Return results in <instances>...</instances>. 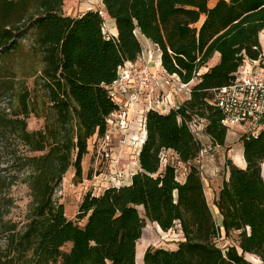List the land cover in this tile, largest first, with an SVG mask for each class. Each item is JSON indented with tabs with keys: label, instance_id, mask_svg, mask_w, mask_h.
Segmentation results:
<instances>
[{
	"label": "trees",
	"instance_id": "obj_1",
	"mask_svg": "<svg viewBox=\"0 0 264 264\" xmlns=\"http://www.w3.org/2000/svg\"><path fill=\"white\" fill-rule=\"evenodd\" d=\"M64 2L0 0V60L21 54L34 29L33 50L42 66L26 76L43 88L51 110L43 129L29 130L39 96L22 81L18 109L0 111V142H18L0 143L7 156L0 168V264H137L147 221L164 231L179 224L184 240L177 249L148 247L143 264H252L246 254L264 264V130L257 137L241 134L245 167L227 160L228 177L214 200L218 226L198 169L202 139L179 116L206 120L203 136L227 150L229 130L212 90L229 84L246 60L263 59L264 0H218L212 7L210 0H102V11L77 17L64 13ZM103 11L115 20L117 36L105 35ZM141 36L160 50L168 73L197 83L180 111L146 113L140 169L131 184L87 191L75 221L55 193L71 169L76 181L83 180L90 139L105 135L106 118L119 108L109 86L120 66L144 52ZM216 53L220 60L209 68ZM15 77L0 66V96L15 91ZM166 149L188 166L183 182L171 164L162 169ZM22 185L29 202L17 215L14 191ZM234 232L238 243L223 250L216 237Z\"/></svg>",
	"mask_w": 264,
	"mask_h": 264
},
{
	"label": "built area",
	"instance_id": "obj_2",
	"mask_svg": "<svg viewBox=\"0 0 264 264\" xmlns=\"http://www.w3.org/2000/svg\"><path fill=\"white\" fill-rule=\"evenodd\" d=\"M104 20L103 31L105 35L109 38L117 36L111 31L108 21L105 18ZM144 53L136 61H126L119 67L117 79L109 86L113 100L119 108L106 118L107 131L105 135L102 138H96L93 142L96 160L94 179L106 175L105 178L112 185L115 181L127 184L128 180H131L139 170L137 166L138 153L146 138V113L151 109L162 113L178 112L183 102L173 99L172 96L181 93L191 95L192 92V83H184L177 74H170L163 67L153 70L150 64L154 59V52L147 50V60L142 59ZM261 61L246 60L229 84L212 90V103L221 110L223 114L222 124L229 131L238 127L242 134L257 137L264 130V65ZM140 106H143V110H140ZM179 116L187 124L194 137L201 140L206 120L200 117L189 119L181 114ZM134 129L141 132L142 136L131 138L130 134ZM118 134L121 135L119 143H132L133 145L134 159H132L131 168L128 171L121 168V153L114 149ZM221 150L222 146L219 144L212 141H208L207 144L203 142L197 159L198 169L202 177L205 173L204 157L211 153L220 154ZM103 159L107 160L108 163L105 171L101 166ZM161 163L164 167L171 164L176 168L179 182L185 180L188 166L180 161L175 151L163 150ZM179 167H183L182 173L179 172ZM86 190L100 194L104 188L99 183H93ZM216 220L218 226L221 225L220 216ZM178 225L168 230L167 233L171 235L174 232L176 238L181 242L184 240V234ZM175 228H178V231ZM173 238L175 237L173 236ZM222 239H224V235L218 234L216 237L217 244ZM226 249L227 247H223V250Z\"/></svg>",
	"mask_w": 264,
	"mask_h": 264
},
{
	"label": "rangeland",
	"instance_id": "obj_3",
	"mask_svg": "<svg viewBox=\"0 0 264 264\" xmlns=\"http://www.w3.org/2000/svg\"><path fill=\"white\" fill-rule=\"evenodd\" d=\"M218 0H210L209 5L210 7L214 6L217 3ZM87 9H100L101 11L104 9L102 0H65L63 11L66 15L70 16H79L83 12H85ZM104 18L108 21L109 27L111 28V22L109 19V16L103 11ZM201 23L198 24V26ZM263 47V59L262 63L264 65V42H262ZM23 45V52L21 54L15 56L14 58H11L10 56L3 58L0 60V66L3 73H10L14 72L16 74V88L13 93H10L5 96H0V111L6 110L8 113H12L18 109V92L21 90L20 82L26 81V85L30 88L32 93H36L37 96H39V108H38V115L35 116L34 114L30 116L28 121V128L29 130H38L43 129L46 124V116L50 115L51 110L49 106V101L45 95V92L43 91V88L41 86L35 87L34 84V78L28 77L26 75L27 72L31 71L32 66H36L37 68H41L42 61H41V55L35 54V50H33L34 45V29L30 30L28 36H26V39L22 41ZM155 56V55H154ZM155 59V57H154ZM153 59V60H154ZM211 64H214V58L210 60L209 64L207 66H210ZM203 71V70H202ZM197 83V79L192 82L193 84ZM12 94V95H11ZM50 111V112H49ZM230 134V141L228 142L231 146V151L224 150L222 148L220 154L218 153H211L204 157V177L203 181L207 188V181L210 180V178L216 177L217 181H215L217 186H220L222 183V180L226 178V175L224 173V170H228L226 168V163L228 159H231L234 164L238 165L240 163L238 161L239 158H242L239 151V138L242 134L240 128L236 127L233 130L229 131ZM202 142L204 144H207L208 139L202 136ZM0 143H18L14 140H3ZM93 142H89V153L92 151V154L89 156L87 155L84 158L83 164L86 169V176H83V180L76 181V178L74 177V169H71L64 177L62 184L57 189L55 193V198L59 200L60 202L63 201L66 203V213L68 217H74V220L77 221V215H75L77 211V204L83 197L85 196L87 187L90 188L93 183H99V177L97 179H94L95 173L93 172L94 176H88L89 173H92V170L96 167V160H95V154H94V147ZM137 155V154H134ZM238 155V156H237ZM237 158V159H236ZM7 156L3 153H0V168L5 166L7 164ZM131 159L133 158V154H131ZM102 169L105 171L107 169L108 163L107 160L103 159L101 160ZM164 166L162 165V169ZM183 167H179V172L182 173ZM263 175H264V165H263ZM102 176V175H101ZM106 176V175H105ZM104 176V177H105ZM93 179L94 182H88L87 180ZM99 179V180H98ZM86 180V181H85ZM104 188V187H103ZM29 190L26 186H19L15 188L14 194L18 197V204L19 207L14 209V214L16 212L17 215H19L20 212L24 213L26 210V205L29 202ZM209 203L213 208L214 214L216 219H219V213L216 211L213 203L211 202L209 198ZM141 213L143 214V209L139 208ZM87 219H84L79 222L80 225H84ZM154 227V226H153ZM149 229L152 231V240L146 241V236L141 238L143 240L138 241L137 243V249L138 246L143 244L144 250L150 246L152 247H164L167 249H173L176 247V244H179V240L174 235V232L170 234L164 233L163 230H157V232L153 231L152 225L150 222L147 223L145 230ZM173 236L175 238H173ZM178 240V242L176 241ZM239 239V233L234 232L231 234L230 237H224L222 241L218 243L220 247H227L230 245H236L238 243ZM177 242V243H176ZM71 247V244H68L64 249L69 250ZM137 257V256H136ZM144 257V256H143ZM246 258L251 261L252 264H263V262L257 257H249L248 254H246ZM136 262L138 264V260L136 259ZM144 263V259L142 260V264ZM57 264H61V262H58Z\"/></svg>",
	"mask_w": 264,
	"mask_h": 264
},
{
	"label": "crops",
	"instance_id": "obj_4",
	"mask_svg": "<svg viewBox=\"0 0 264 264\" xmlns=\"http://www.w3.org/2000/svg\"><path fill=\"white\" fill-rule=\"evenodd\" d=\"M88 10H90V9H87L86 11H88ZM85 12H83L82 14H84ZM72 17H77V16L74 15ZM109 19H110V22H111L112 32L117 35L118 34V30H117V27H116L115 20L114 19H111L110 17H109ZM140 40L142 42V45L144 46V49L146 50V51H144L145 53H144L142 59L143 58H145L146 60L148 59L147 58V56H148L147 50L153 51L154 52V55H155L154 56L155 59L151 62L150 66L152 67L153 70L161 69V67H162V63H161V52L156 48V46L154 45V43L151 40L147 39L146 37L141 36L140 37ZM219 60H220V54L219 53H216V55L214 57V64H211L209 66V68L212 67V66H214L215 64H217L219 62ZM207 69L208 68H206L205 70H207ZM172 98L182 103L185 100L189 99L190 98V95H187L185 93H181V94L176 95L174 97L172 96ZM140 110H143V106H140ZM134 124H136V123H134ZM137 136H140L141 137L142 136V133L139 132L138 130H135L134 129L131 132L130 137L131 138H133V137L135 138ZM119 138H121V135L120 134L116 135V143H114V149L118 153L119 152L121 153V162H120L121 168H124L126 171H128L131 168V161H132L131 154L133 152V145H132V143H124V144L119 143ZM95 139H96V137L91 138L90 139V142H94ZM229 141H230V134H228L227 144H226V149H227L228 152L231 151L230 150L231 149V146L228 143ZM238 143H239L240 155L244 159V148H243V144H242L241 141H238ZM93 146H94V144H93ZM90 152L91 153H88L89 156L92 154V151H90ZM244 162H245V159H244ZM137 164L139 165V166L138 165L137 166L140 169L139 159H138V163ZM238 166L245 167L246 166V162H245V165L238 164ZM93 172H94V170H92V175L94 176ZM224 173H225L226 177H228L227 171L224 170ZM86 174H87V172H86L85 166L83 164V176L85 177ZM104 176L105 175H102V176L99 177L100 180L98 179L99 182H100V184H101V186H102V188L104 187V190L107 189V188H109V187H111V186H119V185L122 184V182L115 181L114 184L112 185ZM224 180H222V183L220 184V186H217L216 183H215V181H217V178L216 177L210 178V180L207 181V188L205 186L206 195H207L208 201H209V198H210V200L213 203V205H214V200L217 198L218 192H219V190H220V188H221ZM87 181L88 182H94L95 180L90 179V180H87ZM131 182H132V179L131 180H128L127 184H131ZM81 201H82V199L77 204V211H76L75 215H77V213H78V209H79V205H80ZM61 202L65 204V207L67 206L65 202H63V201H61ZM69 218L70 219H74V217H69ZM148 222H150V221H147V223ZM150 224L152 225V228H153V231L154 232H157V230H160L159 229L160 226L158 225V223H152V222H150ZM154 228H156L157 230H155ZM175 229L178 231V228H175ZM161 230H163V229L161 228ZM164 233L167 234V231H164ZM152 234L153 233H152L151 230H149L148 228L145 230V228H144L142 238L146 236L145 237L146 238V241H150L153 238L152 237ZM140 240H143V239H140ZM177 248H178V244H176V247L173 248V249H177Z\"/></svg>",
	"mask_w": 264,
	"mask_h": 264
},
{
	"label": "bare ground",
	"instance_id": "obj_5",
	"mask_svg": "<svg viewBox=\"0 0 264 264\" xmlns=\"http://www.w3.org/2000/svg\"><path fill=\"white\" fill-rule=\"evenodd\" d=\"M260 38H261V41L264 42V30L260 33ZM238 156V155H237ZM237 159V158H236ZM238 161L240 163H242L243 165H245V162H244V159L243 158H239ZM139 166V165H138ZM159 227V226H158ZM159 229H161L159 227ZM143 244L140 243V245L138 246V249H137V260H138V264H142V260L144 259V254H145V250H144V247L142 246ZM249 257H253L254 255L252 254H248Z\"/></svg>",
	"mask_w": 264,
	"mask_h": 264
},
{
	"label": "water",
	"instance_id": "obj_6",
	"mask_svg": "<svg viewBox=\"0 0 264 264\" xmlns=\"http://www.w3.org/2000/svg\"><path fill=\"white\" fill-rule=\"evenodd\" d=\"M260 40H261V38H260Z\"/></svg>",
	"mask_w": 264,
	"mask_h": 264
}]
</instances>
